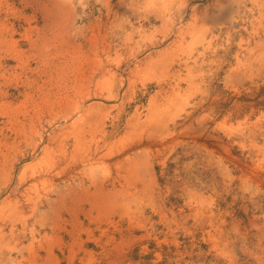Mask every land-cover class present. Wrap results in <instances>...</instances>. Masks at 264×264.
I'll list each match as a JSON object with an SVG mask.
<instances>
[{
	"label": "rangeland",
	"instance_id": "1",
	"mask_svg": "<svg viewBox=\"0 0 264 264\" xmlns=\"http://www.w3.org/2000/svg\"><path fill=\"white\" fill-rule=\"evenodd\" d=\"M264 0H0V264H264Z\"/></svg>",
	"mask_w": 264,
	"mask_h": 264
},
{
	"label": "trees",
	"instance_id": "2",
	"mask_svg": "<svg viewBox=\"0 0 264 264\" xmlns=\"http://www.w3.org/2000/svg\"><path fill=\"white\" fill-rule=\"evenodd\" d=\"M240 100L246 104V109H249L252 106L255 107L259 105H264V86L260 87L259 90L254 91L251 94L241 96Z\"/></svg>",
	"mask_w": 264,
	"mask_h": 264
}]
</instances>
